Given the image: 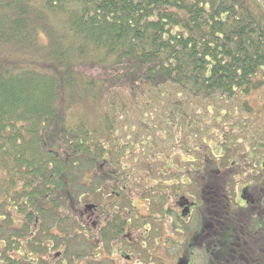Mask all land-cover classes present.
I'll return each mask as SVG.
<instances>
[{"label": "trees", "instance_id": "16d2710c", "mask_svg": "<svg viewBox=\"0 0 264 264\" xmlns=\"http://www.w3.org/2000/svg\"><path fill=\"white\" fill-rule=\"evenodd\" d=\"M263 88L264 0H0V264H50L42 252L77 238L83 224L59 208L72 202L70 184L84 163L117 195L104 204L116 208L97 241L120 238L127 223L158 232L171 211L167 189L194 184L198 221L187 250L201 249L203 264H264V124L256 120L264 100L251 102ZM82 103L93 115L73 114ZM129 108L138 121L125 122L130 138L122 139L119 118ZM153 114L172 136L166 140L180 135L188 153L176 171L170 156L157 164L159 153L149 150ZM202 117L226 120L215 146ZM138 142L154 181L140 224L118 206L128 180L122 159ZM12 209L20 226L10 225ZM19 248L20 257L8 251Z\"/></svg>", "mask_w": 264, "mask_h": 264}, {"label": "rangeland", "instance_id": "374dc122", "mask_svg": "<svg viewBox=\"0 0 264 264\" xmlns=\"http://www.w3.org/2000/svg\"><path fill=\"white\" fill-rule=\"evenodd\" d=\"M263 100L264 88L259 92L251 93V102L256 108L261 105ZM79 107H81V109L77 110L74 108L72 110L73 114H78L80 111L85 112L88 116L93 115L92 109L86 106L85 103H82L78 108ZM128 112L129 117L126 120L123 113L119 118L120 127H118V133L122 139L130 138L129 132L127 133L125 130V122H127L128 119L132 122L138 121L136 118L137 112L133 108H129ZM252 115L257 117L256 113H252ZM260 115L261 116L257 117L256 120L259 123L264 124V111ZM227 118L228 120H232L233 116ZM203 120L206 122H202L200 128L206 127L207 129L204 133V138L208 144L215 146L217 140L222 134L221 127L218 124H220V120L223 123L226 122V120L221 118L219 122L216 123L211 117H202V121ZM134 124L135 125L131 127V129L136 127L137 123ZM150 124L155 125L152 126V129H154L156 135L151 141L155 146L150 147L149 150L154 151L156 149L157 154L159 153L160 156L159 159H155L154 161L156 162L157 160V164L162 163L170 156V159L172 160V170L176 171V168H178V165L181 163L179 160L188 157L187 151L182 148V143L179 138L180 135L176 134L177 138L167 141L166 138L171 135H168L163 131L164 125L156 114H153L152 117H150ZM261 128H264V125H262ZM141 134L142 136L151 139L149 131H142ZM154 142L156 143L154 144ZM145 150V144L138 142L133 149H129V152L126 153L122 159L123 164L126 167L128 180L124 187L123 196L118 201V206L125 205V208L120 212L121 216H131L136 224L143 222V218L140 214L148 212V200L144 195H148L147 192H149V186L154 184L152 179H147V166L144 157L143 159L141 158L142 152ZM215 151L218 153L221 149L216 148ZM155 164L156 163H153L154 166ZM96 174L97 172L92 166L88 163H84L80 166V171L76 173L77 180L70 184V195L73 200L67 207H60L59 211L62 214H67L80 220L83 227L77 228L78 235L76 239L64 241L63 243L61 242L55 248H51L49 252L41 253L42 256L48 258L50 264H58L60 263V260L65 262V259L68 258L69 253L71 252H79L84 255L78 258H73V261L69 264H89L90 261L92 264H174L175 261L177 263L176 259L178 256L189 258L192 255L193 260H189L190 263L188 264H203L204 258L201 249L195 247L191 249L192 252L187 250V245L197 226L198 218L197 209L195 208L196 206L190 207V214L187 215L186 212L183 213L184 215L180 214L183 209V204H185V201L182 200L181 197L184 196L191 201L197 200V188L194 184H190L189 188L175 186V190L174 187L171 186L167 189L166 206L170 207L171 211L162 218V225L158 227V232L151 233V230L147 231L143 226L140 227V229H134L133 226H130L127 223L123 231L124 234L120 238L105 242L104 239L97 241L100 238L99 227L110 218L116 207H109L107 209L104 204H111L110 202H112L116 193L110 191L113 190V188H111L113 186L108 188V183L99 184ZM176 180L177 179L172 178L168 179L166 182L171 183ZM109 181L111 184H114L113 180ZM154 190L155 188L153 191ZM178 200L182 201V205L178 204ZM131 204L134 205L131 207L137 209L138 214H135L131 209L128 211V206ZM10 207L12 208V206ZM0 214V223H2L0 229H3L2 238L5 239L6 226L4 219L6 217L2 216V209H0ZM10 214L13 217L10 225L13 227L20 226L19 220L23 218L22 215L18 213L17 210L13 209L10 211ZM51 221L52 218H46L47 224L51 223ZM173 221L177 222L180 226L184 225L186 229H173ZM183 222L185 224H183ZM44 224L45 221L43 222V225ZM62 226L69 228L68 221H64ZM39 227H41V225H39ZM39 227L37 228L39 229ZM51 229L60 233L63 232L61 229H58L56 225H53ZM32 231L34 232V235L32 236L39 235L36 228H32ZM40 232V236L42 237L45 232ZM152 234L155 235L154 238ZM50 241L45 239L44 243H50ZM90 241L93 243V246L88 249ZM3 242V240H0L1 252H3L2 250L4 249ZM24 247L27 248L26 245H24ZM63 248H65L64 253H67L64 257L60 256L64 254L63 252V254L59 255L56 251L57 249L60 250ZM8 251H10L13 256L20 257L22 255L20 248L10 249ZM30 256L35 257V254L30 253ZM54 259L55 261H53ZM180 264H185V261H182Z\"/></svg>", "mask_w": 264, "mask_h": 264}, {"label": "flooded vegetation", "instance_id": "af4514ba", "mask_svg": "<svg viewBox=\"0 0 264 264\" xmlns=\"http://www.w3.org/2000/svg\"><path fill=\"white\" fill-rule=\"evenodd\" d=\"M187 201H188V200H187ZM177 202H178L179 205H182V201H181V200H178ZM192 204H193V203H191V200H190V202L188 201V204H183V209H182V211H183V210H186V214L189 213L188 210H191L190 207H191ZM101 206H102V205H101ZM104 209H105V208H104ZM182 211H181V212H182ZM182 258H183V259H182ZM176 260H177V263H176V261H175L174 264H180L182 261H185V262H186L185 264L189 263V258H186V257H183V256H178Z\"/></svg>", "mask_w": 264, "mask_h": 264}, {"label": "water", "instance_id": "95a60500", "mask_svg": "<svg viewBox=\"0 0 264 264\" xmlns=\"http://www.w3.org/2000/svg\"><path fill=\"white\" fill-rule=\"evenodd\" d=\"M185 202H186V201H185ZM182 212L184 213V212H186V210H183Z\"/></svg>", "mask_w": 264, "mask_h": 264}]
</instances>
